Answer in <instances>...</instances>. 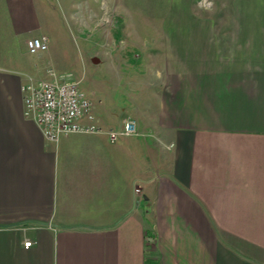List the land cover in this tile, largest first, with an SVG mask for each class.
Instances as JSON below:
<instances>
[{
    "label": "crops",
    "instance_id": "1",
    "mask_svg": "<svg viewBox=\"0 0 264 264\" xmlns=\"http://www.w3.org/2000/svg\"><path fill=\"white\" fill-rule=\"evenodd\" d=\"M261 2L258 18L190 25L156 72L116 68L89 94L101 130L51 142L20 88L62 73L58 8L0 0V264H264ZM32 36L48 49L29 53ZM129 118L137 133L110 141Z\"/></svg>",
    "mask_w": 264,
    "mask_h": 264
},
{
    "label": "rangeland",
    "instance_id": "2",
    "mask_svg": "<svg viewBox=\"0 0 264 264\" xmlns=\"http://www.w3.org/2000/svg\"><path fill=\"white\" fill-rule=\"evenodd\" d=\"M51 1L58 8L61 24L58 32L48 34L54 67L77 78L81 89L89 94L103 83H118L116 68H132L141 73L163 68L165 61L170 60L169 54L178 51L180 35L183 30L188 33L190 25L199 24L194 29L203 31L210 30L215 21L258 18L262 3L261 0ZM97 97L95 92L92 98Z\"/></svg>",
    "mask_w": 264,
    "mask_h": 264
},
{
    "label": "built area",
    "instance_id": "3",
    "mask_svg": "<svg viewBox=\"0 0 264 264\" xmlns=\"http://www.w3.org/2000/svg\"><path fill=\"white\" fill-rule=\"evenodd\" d=\"M26 48L31 54L46 51L47 39L45 36L29 37L26 39ZM20 90L24 115L35 120L48 141L57 142L61 136L72 132L101 130L91 111L89 93L83 91L79 80L69 74L57 73L53 68H48L44 77L29 78ZM81 119L85 121L81 122ZM136 133V122L129 118L123 122L120 130H109L108 137L110 141H115L121 135ZM134 193L139 196V188L135 187ZM30 245V240L23 242L24 247Z\"/></svg>",
    "mask_w": 264,
    "mask_h": 264
}]
</instances>
